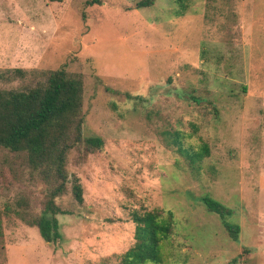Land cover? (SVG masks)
Returning <instances> with one entry per match:
<instances>
[{
  "label": "rangeland",
  "instance_id": "rangeland-1",
  "mask_svg": "<svg viewBox=\"0 0 264 264\" xmlns=\"http://www.w3.org/2000/svg\"><path fill=\"white\" fill-rule=\"evenodd\" d=\"M139 1L0 0V89L80 73L83 134L103 139L70 156L82 203L69 184L60 238L4 216L0 264H114L134 242L132 211L154 207L175 219L158 264H264V0ZM204 196L231 209L237 240Z\"/></svg>",
  "mask_w": 264,
  "mask_h": 264
},
{
  "label": "trees",
  "instance_id": "trees-1",
  "mask_svg": "<svg viewBox=\"0 0 264 264\" xmlns=\"http://www.w3.org/2000/svg\"><path fill=\"white\" fill-rule=\"evenodd\" d=\"M154 1L140 0L136 7L150 6ZM215 1L206 0L210 5ZM86 3L100 4L101 0ZM12 72L17 77L27 73L20 68ZM83 93L82 75L64 66L41 72L39 79L23 89H0V190L21 182L0 208V238L2 218L13 214L26 226L37 228L45 242L55 243L61 236L57 215L67 213L57 201L68 193L69 184L73 199L82 203L81 183L68 168L70 156L76 153L77 158L85 159L103 146L99 136L83 134ZM150 114L148 110L146 117ZM175 134L172 141L178 144ZM207 154L203 145L187 156L191 162H199ZM202 201L207 212L219 216L229 237L237 240L239 227L226 221L231 209L208 196ZM131 219L134 242L114 264L160 263V248L174 234L172 212L158 207L135 210Z\"/></svg>",
  "mask_w": 264,
  "mask_h": 264
}]
</instances>
